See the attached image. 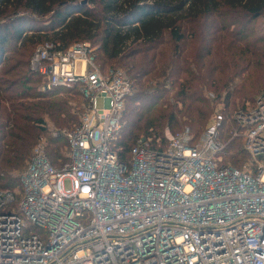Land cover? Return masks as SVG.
I'll return each instance as SVG.
<instances>
[{"label":"built area","instance_id":"1","mask_svg":"<svg viewBox=\"0 0 264 264\" xmlns=\"http://www.w3.org/2000/svg\"><path fill=\"white\" fill-rule=\"evenodd\" d=\"M93 50L46 41L31 55L47 89L77 88L82 112L71 129L45 125L67 141L65 165H51L40 137L20 188L0 190V264H264V93L235 115L240 169L222 163L219 113L198 138L166 128L162 149L142 137L121 162L111 141L132 84Z\"/></svg>","mask_w":264,"mask_h":264},{"label":"trees","instance_id":"2","mask_svg":"<svg viewBox=\"0 0 264 264\" xmlns=\"http://www.w3.org/2000/svg\"><path fill=\"white\" fill-rule=\"evenodd\" d=\"M82 1L0 0V190L20 188L18 174L40 137L53 167L67 163V141L45 120L58 130L77 126L83 99L76 87L47 89L30 70L46 41L58 50L89 42L103 72L118 65L128 75L132 90L111 141L121 162L138 139L160 150L166 128L198 138L219 113L222 163L240 169L248 154L233 115L264 93V0Z\"/></svg>","mask_w":264,"mask_h":264},{"label":"rangeland","instance_id":"3","mask_svg":"<svg viewBox=\"0 0 264 264\" xmlns=\"http://www.w3.org/2000/svg\"><path fill=\"white\" fill-rule=\"evenodd\" d=\"M37 43H34V44H31L30 45V47H29V50H28V52L30 53L31 52V50H32V48L36 45ZM114 66H116V67H119V68H121V66H118V65H114ZM122 69V68H121ZM261 94V93H260ZM259 94H257L256 96H258ZM256 96H255V98H256ZM77 96L76 95H72V96H69V101H70V104L72 105V107L74 106V108H75V105L77 104ZM253 100H255V99H253ZM252 100V101H253ZM246 101H244V103H245ZM250 102V101H249ZM241 105L242 104H239L238 103V105H237V108L236 109H239L240 107H241ZM222 106V105H221ZM221 106H219L218 105V109L220 108L221 109ZM98 107H101V101L99 100L98 101ZM74 110V109H73ZM236 112H234V115L233 116H235L236 114H235ZM78 116H79V114H78ZM213 118V117H212ZM212 118H210V120H209V122L207 123V125H206V127H205V130H206V128L208 127V125H209V123H210V121H211V119ZM79 119H80V116H79ZM46 124L48 125V126H50V127H52V128H54V129H56V130H58L53 124H52V122L47 118L46 120ZM236 126H238L237 124H236ZM204 130V131H205ZM61 146H62V144H60ZM65 149V147L63 148V150ZM222 160H223V158H222ZM226 162V161H225ZM67 189L69 188V183L68 182H65V185H64Z\"/></svg>","mask_w":264,"mask_h":264},{"label":"water","instance_id":"4","mask_svg":"<svg viewBox=\"0 0 264 264\" xmlns=\"http://www.w3.org/2000/svg\"><path fill=\"white\" fill-rule=\"evenodd\" d=\"M80 4H82V5L87 4V0H83Z\"/></svg>","mask_w":264,"mask_h":264}]
</instances>
